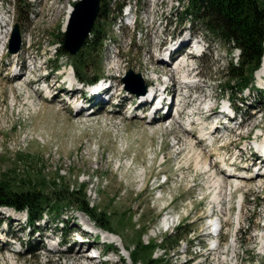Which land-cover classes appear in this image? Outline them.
Returning <instances> with one entry per match:
<instances>
[{
	"label": "rangeland",
	"instance_id": "rangeland-1",
	"mask_svg": "<svg viewBox=\"0 0 264 264\" xmlns=\"http://www.w3.org/2000/svg\"><path fill=\"white\" fill-rule=\"evenodd\" d=\"M44 29L52 31V38H46L44 35V41L51 39L56 43L57 38L60 37L59 32H61L57 22H47V28ZM42 49L43 55L45 48ZM42 55H37L41 61ZM51 62L52 66H55L57 59ZM203 64L202 73H205L209 68L208 61ZM42 106L43 108L31 123L22 124L13 133L12 131L7 132L9 135L6 144L8 151L19 153L14 156L9 155L8 152L0 153V180L5 176L13 177L15 181L21 183L23 188H28L29 185H26L28 180L35 184L38 180L44 179L45 186H39V189L45 191H48L46 189H58L57 186L66 187L69 190L73 187V190H77L80 184H85L86 199L100 209L105 210L106 208L111 214L109 221L113 226L117 220H120L121 223L117 228L127 227V233L121 229L118 230L124 246H131L132 243L140 241L141 233L143 243L150 241L153 244V241L160 239L152 237L161 209L154 205L151 189L159 188L151 184L154 177L149 172L152 168L151 158L154 144L157 145L164 141L168 136L167 132L157 129L153 133L152 128L141 125L135 120H124L122 124L120 121L117 122L118 120L106 119L103 110H97L99 115L86 116L72 114L69 106L57 107L44 103ZM136 113L137 111L133 112V114ZM12 116L15 117L14 112ZM6 127V113L3 114L0 111V133L5 131ZM28 129L37 133L29 134ZM35 137L40 141L35 140ZM142 170H146L145 175H142ZM20 180L24 182V185ZM52 181H56L57 186H54ZM122 212L130 214L132 219L130 223L127 221V216L121 214ZM24 214V212L21 213V215ZM68 216L72 221L71 226L69 224V231L73 229L74 220L79 225L85 219V216L75 207L65 209L62 211V216L57 217L58 219H52L49 216L50 222L46 224L47 232L57 230L56 239H59L62 233L60 231L61 222ZM133 227L138 228V231ZM21 229L22 227H19V231ZM14 230L15 228L13 232ZM25 233L26 230L21 232L24 238L22 249L27 251L18 255L19 259L16 264H44L45 260L49 259L59 264H67L60 256L67 257L72 260L71 263L73 262V252L63 255L61 253L46 256L42 254L41 246L45 244L48 234L38 239L36 235L28 238ZM64 235L69 240H73L70 232L66 231ZM113 239L119 242L118 236ZM78 247L75 246L74 249ZM5 250L6 247H0V264H10L6 258L9 252L6 253ZM139 252L149 253V248L143 245V249ZM161 253L162 251L158 250L152 251V258L157 256L160 258ZM115 260L116 258L112 257L110 261ZM120 264L130 263L127 260ZM152 264H160V262L155 261Z\"/></svg>",
	"mask_w": 264,
	"mask_h": 264
},
{
	"label": "trees",
	"instance_id": "trees-1",
	"mask_svg": "<svg viewBox=\"0 0 264 264\" xmlns=\"http://www.w3.org/2000/svg\"><path fill=\"white\" fill-rule=\"evenodd\" d=\"M101 1L104 3L106 0ZM191 10L218 39L224 43L233 42L241 48L240 67H229L228 72L232 77H240L241 81L245 83L247 77H244V74L251 72L258 66L261 55L264 0H191ZM103 14L104 4L99 9L98 18ZM98 29L99 27L96 28L95 25L97 35L91 46L83 53L72 57V64L80 81H90L96 78V75L87 76L88 67L99 71L97 54L102 32H98ZM60 52H62V48H60ZM20 182L23 181L20 180ZM51 183L57 186L55 181ZM20 184L13 177L5 176L0 180V205L25 211L31 225H34L36 218L41 217L44 212H58L72 204L84 211H89L92 208L85 199L86 192L83 186L79 190L69 191L66 188H59L45 191L39 189V186H45L44 179L38 180L35 184L28 180L26 183L29 185L28 188H23ZM22 184L24 185V182ZM93 212L94 214L97 212L99 215L97 222L104 225V214H108V212L106 210L99 212L96 209ZM129 220H131V216ZM119 223L121 221H118V226ZM139 240L133 243V248L129 252L131 263L152 264L154 262L150 256L152 245H147L149 253H141L139 251L143 249V246L140 237Z\"/></svg>",
	"mask_w": 264,
	"mask_h": 264
},
{
	"label": "water",
	"instance_id": "water-1",
	"mask_svg": "<svg viewBox=\"0 0 264 264\" xmlns=\"http://www.w3.org/2000/svg\"><path fill=\"white\" fill-rule=\"evenodd\" d=\"M99 2L100 0H82L74 6V11L71 14L63 37V50L70 55H75L79 51L87 33L91 30L99 9ZM19 46L20 36L18 25L16 24L9 41L10 53H16ZM123 82L126 90L137 94L145 93V85L139 80L138 75L128 72Z\"/></svg>",
	"mask_w": 264,
	"mask_h": 264
},
{
	"label": "bare ground",
	"instance_id": "bare-ground-1",
	"mask_svg": "<svg viewBox=\"0 0 264 264\" xmlns=\"http://www.w3.org/2000/svg\"><path fill=\"white\" fill-rule=\"evenodd\" d=\"M66 78L68 79V77H66ZM71 81H72V78H70L69 82H71ZM51 88H53V85L49 86V89L48 90L47 89H44L45 90L44 91L45 94L49 93V90ZM89 97H91V96H88L87 98H89ZM14 222H16V220H14L11 224H13ZM78 228H80V226L74 220L73 229L77 230ZM84 238H88L87 235H85ZM95 243H96V241H86V240H84L83 241V244L85 246H79L77 249L72 250V252H73V255H72L73 256V262L71 264H96V263H98L95 259L88 258V255H87L88 252H89V249ZM63 254L64 253H61V255H63ZM161 254H163V253H161ZM18 257L19 256H15V255L10 254V253H8V255H6V258L8 259V261L10 262V264H16L17 260L19 259ZM230 259H231L230 256H228V257L222 256L221 257V261L224 264H226V263L229 264V260ZM44 264H59V263L58 262H53L51 259H49Z\"/></svg>",
	"mask_w": 264,
	"mask_h": 264
}]
</instances>
